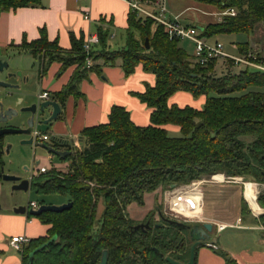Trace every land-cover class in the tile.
<instances>
[{"label":"trees","instance_id":"obj_1","mask_svg":"<svg viewBox=\"0 0 264 264\" xmlns=\"http://www.w3.org/2000/svg\"><path fill=\"white\" fill-rule=\"evenodd\" d=\"M132 1L141 7L152 2ZM197 1L212 4L220 12L229 7L235 9L233 15L221 14L219 20L200 26L199 34L205 39L223 33H251L258 24L264 28V0ZM38 5L39 0H0V12ZM127 22L125 42L116 49L108 47V31L101 28L97 31L98 42L88 53L83 40L73 33L71 48L64 50L55 40L49 41L43 29L38 38L23 40L18 46L39 59L41 73L52 61L60 62L59 71L76 65L67 83L52 92L51 97L61 107L69 95L81 93L79 82L89 72L101 73L103 65H114L117 59L126 75L141 64L155 76L153 85L135 93L151 108L148 124H135L124 106L114 104L106 122L82 128L81 147L63 159L70 161L66 171L52 169L50 174V167L32 176L30 184L36 191L67 194L72 204L62 211L27 213L49 227L45 236L22 244L18 250L21 264H28L29 251L54 234L55 240L35 252L32 264H98L103 249L108 251L106 264H171L167 256L185 262L192 242L187 248L189 235L183 226L152 221V211L161 209L157 206L142 221H149V227L132 229L136 222L128 217L126 206L132 201L143 204L144 193L160 185L167 188L217 173L229 178L241 176L242 180L251 177L264 183V70L246 65L237 73L228 70L217 76V57L199 63L179 45L180 38H169L162 24L155 23L152 17L130 6ZM247 46L248 42L239 44L240 55L250 52ZM87 58L91 59L90 64H86ZM254 60L262 63L264 54L255 55ZM249 86L254 88L246 89ZM177 90L194 97L204 95V103L200 108L169 104L168 98ZM211 90L218 94L208 95ZM241 90L245 91L232 94ZM165 124L178 126L181 135H169ZM52 139L54 147L66 145ZM2 165L0 155V170ZM243 198L241 215L249 210ZM100 199L103 208L95 230ZM256 201L264 207V190ZM257 219L264 226V211ZM217 252L228 263L233 262L225 251Z\"/></svg>","mask_w":264,"mask_h":264},{"label":"crops","instance_id":"obj_2","mask_svg":"<svg viewBox=\"0 0 264 264\" xmlns=\"http://www.w3.org/2000/svg\"><path fill=\"white\" fill-rule=\"evenodd\" d=\"M163 1L170 17L177 16L182 23L193 25L192 20L184 22L179 18L183 9L178 10L174 6L177 1L184 0ZM187 1L188 6L185 8H195L198 4H206L197 0H185V2ZM143 7L154 9L151 4H145ZM129 10L130 3L128 0H39L38 6H21L1 11L0 51L4 53L7 51L28 53L30 57L36 60L37 65L39 59L35 58L28 50L19 49L18 46L23 40L28 42L38 38L41 29L45 31L49 41L55 40L56 44L64 50L71 48V33L84 42L88 35L97 33L99 28L102 30L106 29L108 31V47L116 49L125 42ZM204 12L215 13L214 11ZM85 13L88 16L86 18L84 17ZM193 18L194 16H192ZM199 20L201 25L196 26L197 28L208 22L217 21H212L205 17ZM257 28L259 29L258 32H260L259 36H256ZM243 42H248L247 49L250 52L256 51L263 55L264 28L262 29L261 26L257 25L253 32L247 33L243 41L236 40V42H232L235 46L231 45L232 51L226 50V52L234 56H240L235 53L239 52L240 54L238 46ZM221 59L223 60L224 58ZM119 63L120 60L117 59L114 65H103L101 73L89 72L88 76L79 82L78 87L81 93L79 95H69L66 98L57 120L51 124L44 125L46 128L43 133L55 137L73 138V140L80 142L79 135L82 128L106 122L108 113L114 104L124 106L130 112V117L135 124H148L150 122L151 108L145 102H142L135 93L144 91L147 85H153L155 76L152 72L145 71L141 64L136 65L134 71L126 75ZM60 65L59 61H52L48 64L46 71L42 73L34 65L31 67L30 72L25 70V74L31 73L33 81L38 78L41 90H47L51 98L52 92L61 89L67 83L76 66L72 64L59 71ZM261 65L264 67V61ZM37 67L39 68V66ZM204 100V95L194 97L187 91L177 90L168 98V103H176L179 106L187 104L200 108ZM164 127L167 130L179 131V127L173 124H165ZM72 147V150H75V146L72 145ZM249 182L252 183V181H246L245 186ZM151 192H145L143 199L146 194ZM243 197L249 210L244 215L237 217L240 218L242 227L234 226V228L252 231L258 245L252 248L244 246L240 249H235L236 247L223 249L228 257L233 260L232 263H228L217 252L221 248L219 244L212 242L215 244L212 247L208 244L210 241L206 240L197 248L195 264H264V226L257 219V216L264 211V207L259 206L256 201L259 207V210H256L255 206L247 199L245 191ZM256 198L257 195L255 196ZM153 206H147L146 210L139 214L137 218L140 222L144 219L146 211H150ZM48 227V224L41 222L35 216H28L27 213H16L13 211V207H1L0 264H21L19 251L8 243L11 236L24 235L29 239L45 236Z\"/></svg>","mask_w":264,"mask_h":264},{"label":"rangeland","instance_id":"obj_3","mask_svg":"<svg viewBox=\"0 0 264 264\" xmlns=\"http://www.w3.org/2000/svg\"><path fill=\"white\" fill-rule=\"evenodd\" d=\"M174 2V0H172ZM207 4V3H206ZM198 4L194 7L185 8L188 6V1H177L175 3V7L178 10L183 9L180 12V19L184 22H188L192 20L194 26H199V19L202 17L209 18L210 20H218L221 17L220 10L212 5V4ZM198 6V7H197ZM214 11L215 13H205L204 11ZM218 12V13H217ZM205 13V14H204ZM194 16V20L192 19ZM198 21V22H197ZM259 26H263L258 24ZM256 36H259V29H256ZM247 36L246 32H232V33H223L218 35H213L206 38V41L210 44L214 43L215 40L221 42L223 44L224 50L231 52L232 42L243 41ZM259 39V37H257ZM179 45L185 49V51L194 58V44L191 40L187 38H180ZM122 46V45H121ZM119 46V47H121ZM259 48V46H258ZM234 51V50H233ZM255 55H260L256 51H251ZM4 53V52H3ZM235 54L240 55L239 52ZM264 54V53H262ZM4 58L9 62L7 68L4 69L2 73H0V79L5 77L7 72L12 70L20 69L23 75H28L30 78L32 77L31 73L25 74L26 71L30 72L32 66L36 65V60L30 57L28 53L24 52H12L7 51L4 55ZM14 65H16L14 67ZM246 65L243 63H231L228 58L226 59H217V63L215 65V74L217 76L223 75L228 70L233 73H237L240 69H243ZM26 70V71H25ZM32 79V78H31ZM10 82V81H8ZM11 84H14L10 82ZM22 90L18 88H10L5 86H0V104L5 109L7 106L12 103L15 98L22 96L23 92L26 89H33L35 95L41 91V85L34 84H26L22 85ZM253 86H249L246 89H252ZM245 90L234 91L232 94H240ZM218 94L216 91L211 90L208 92V95H216ZM37 99V98H36ZM16 109L22 107L20 104L14 105ZM21 114V113H20ZM23 119V115H13L8 117L5 121H0V125H4L5 127L16 128L21 125ZM46 127L41 126L40 130L44 131ZM169 135L179 136L181 135L180 131H172L167 130ZM22 136L19 133H6L4 134V144L5 147L9 145V151L7 153L2 154L3 159V172L6 174L20 176L21 178H25L29 180V187L26 190L23 189H12L13 182L9 180H3L0 178V203L1 207H14L16 205H25L27 206L29 202L35 201L37 204H61L65 203L69 200V196L67 194L59 193V192H48V193H40L36 191V189L30 184V180L33 175L34 177L38 176V173H34V169L37 163H43L47 166H51L49 173L51 174L52 169L55 171L61 170L66 171L68 164L70 163L69 159L63 160L57 155L49 153L45 148L41 147L37 143L33 142L32 144L22 143ZM248 139V137H245ZM38 161V162H37ZM63 164V165H62ZM40 174V173H39ZM216 175V176H214ZM214 176V177H213ZM218 178V179H217ZM223 178L222 180H220ZM241 176H236L233 178L226 177L223 173L212 174L209 178H200L194 181L198 182V187L202 192V200L199 201V204L196 201L197 209L200 212L199 216H204L206 221H211L213 223V229L209 232L208 241L215 242L219 244L221 247L219 250H225L227 247H236L235 249H240L242 247L252 248L258 245L256 240L254 239L255 235L250 230L237 229L231 226H227L224 230H216L215 223L217 222H234L237 220V217L241 216L240 206V198L244 196L245 191V182L252 181L257 183L255 186L256 195H258L261 191L264 190V183L256 182L248 177L247 180H242ZM183 184V183H182ZM170 189L169 187L165 188L161 185L158 186L153 192L146 194L143 201L145 203L139 204L135 201L130 202L126 206V213L128 217L131 218L133 222L138 223L139 214H142L143 211L146 210L147 206H153L152 209L146 211L144 215V219L153 208L159 206L161 210H164V191ZM258 191V192H257ZM198 193L197 189L192 190V193L189 196V201L195 200L194 197ZM244 199V198H243ZM199 200V199H198ZM202 203V205H201ZM260 206V205H259ZM103 201L100 199L97 203L96 209V222L94 225V229L99 225L100 221V213L102 212ZM196 209V210H197ZM198 213V212H197ZM152 221H158L157 215L155 211H152ZM167 215L172 216L173 218L183 221V216L177 215L173 216L169 213ZM197 215V214H196ZM143 219V220H144ZM141 220V222L143 221ZM190 222L200 221V220H190L186 219ZM205 221V220H204ZM202 222V221H201ZM135 223V224H136ZM241 223V222H240ZM250 233V234H249ZM249 234V235H248ZM190 239H187L186 247L188 248V244H190ZM190 250V249H189ZM223 250V251H224ZM229 250V249H228ZM227 250V251H228Z\"/></svg>","mask_w":264,"mask_h":264},{"label":"water","instance_id":"obj_4","mask_svg":"<svg viewBox=\"0 0 264 264\" xmlns=\"http://www.w3.org/2000/svg\"><path fill=\"white\" fill-rule=\"evenodd\" d=\"M145 44L146 46H148L147 39L145 40ZM4 55L5 53H3V51H0V73H2L4 69L7 68L9 65L8 61L2 60V58H4ZM6 74L7 76H14V77L16 76L17 78H19V80L24 85L35 83L33 79H31L28 75H23L20 69L16 70L14 73H6ZM36 85H38V83H36ZM0 86L18 88V85L11 84L4 78L0 79ZM23 95L24 96L22 97V100H23L22 102H27V103L29 102V104L23 105L19 109H16L14 105L20 104L21 102L20 100L13 101V104L10 103L5 109L0 104V121H5L8 117H11L13 115H18L17 113L19 112L22 115L28 114V117L25 120L27 127L25 128L3 127V128H0V135H4L6 133H21V134L29 136V138L22 139L21 142L32 144L33 143L32 127H33L34 119H37L38 116H41L44 113H49V116H47L46 118L38 119L37 123L50 124L53 121L57 120L59 114L62 111V107L60 103L55 99H44L40 102L32 101L31 97H33V91L31 88L26 89L23 92ZM53 138L57 141H63L62 139H64L63 137H55V136H53ZM64 141L66 142L69 141L71 145L74 142L73 138H66L64 139ZM37 144L45 148L49 153L57 155L62 159H64L67 155H69L73 151V150H60L46 142H39ZM9 147H10L9 145L6 146L5 148L2 147L0 152L7 153L9 151ZM0 178H2L3 180L12 181L13 182L12 189L26 190L29 187L28 179L21 178L20 176H16V175L6 174L3 172L2 167L0 170ZM71 204H72L71 201H67L61 204H39L37 208L30 207L28 209H26L25 205L20 204V205L14 206L13 211L16 213H28L31 215H38L43 211H62L64 209L69 208ZM0 208H1V203H0ZM162 220H165L166 222L177 224V225H185L183 221H180L177 219H170V218L162 217ZM149 226H150L149 221H145V222H138L136 224H133L131 227L132 229H138V228H147ZM212 229H213V223L211 221L205 220L200 223H195L192 227L189 228V238L192 241V243L190 245L189 257L187 261L185 262L177 261L171 258L170 256L166 257L167 260L171 264H194L196 247H198L201 242H204L208 239L209 232ZM55 239H56V235L54 234L51 237H49L46 241L42 242L41 244H39L38 246L30 250L28 253V264H32L33 256L35 252L44 248L45 246L49 244V242ZM107 258H108V251L107 249H103L101 257H100V261L98 264H106Z\"/></svg>","mask_w":264,"mask_h":264},{"label":"built area","instance_id":"obj_5","mask_svg":"<svg viewBox=\"0 0 264 264\" xmlns=\"http://www.w3.org/2000/svg\"><path fill=\"white\" fill-rule=\"evenodd\" d=\"M130 6L133 8L138 9L141 13H144L150 17H152L155 20V23L162 24L164 31L166 32L167 36L169 38H187L191 40L194 44V57L199 63H205L209 58L211 57H217V58H226L230 57L234 60L235 63H243L244 65H251L259 69H263L264 67L261 65V63L255 62V54L252 52H248L245 55L240 56H234L229 54L224 50L223 44L217 40L214 41V43L210 44L206 41L205 38L200 36L199 29L194 25L184 24L182 23L177 16L170 17L167 13L166 6L164 4L163 0H152L151 4L153 5L154 10L150 11L144 7H141L136 1L129 0ZM220 14H235V9L232 7L226 8L223 11L220 12ZM84 17H88L87 13H85ZM98 42V35L97 33H93L88 35L84 42H83V48L86 53L89 52L92 45ZM91 59H86V64H90ZM49 96V92L47 90H41L38 94V97L40 99L47 98ZM33 136L38 140L47 139L48 135L46 133H39L36 129L32 132ZM73 146L76 148H80L81 144L79 141L74 140ZM51 166H47L45 164L37 163L34 173H40L45 172L46 170L50 169ZM214 177V176H213ZM197 181H191L189 183L185 184H178L169 187L170 189L164 191V213L171 214L173 216L181 215L183 216V219H190V220H200L204 221L206 220L204 216H189L185 215L181 212V209H178V206L180 207V203L182 199L180 197H175V199H172L175 194H177L176 189H183V191H187L192 188L198 187ZM199 189V187H198ZM199 194V200H202V192L201 189ZM177 198V199H176ZM184 200V199H183ZM174 201V202H173ZM39 204H37L35 201L29 202V204L26 206V209L28 208H37ZM227 226L231 227H242L240 224V218H237L235 222H217L215 223L216 230H222L226 228ZM29 238L24 235H13L9 239V244L16 250H20L22 247V244L28 242ZM208 244L212 247L215 246V244L208 242Z\"/></svg>","mask_w":264,"mask_h":264},{"label":"flooded vegetation","instance_id":"obj_6","mask_svg":"<svg viewBox=\"0 0 264 264\" xmlns=\"http://www.w3.org/2000/svg\"><path fill=\"white\" fill-rule=\"evenodd\" d=\"M2 60H6L5 58H2ZM7 61V60H6ZM39 68L37 67V70H38ZM16 70H18V69H16ZM15 69L14 70H12V71H10V72H7V73H14L15 71H16ZM5 80H7V81H10V82H12V83H14V84H16V85H18V89H21L22 90V85H24V84H22V82L19 80V78H17L16 76L14 77V76H7V74H5V77H3ZM34 82L35 83H38L39 84V82H38V78L37 79H35L34 80ZM32 91H33V89H32ZM38 94H39V92H38ZM38 94H36L35 95V92L33 91V97H31V100L32 101H38V102H40V101H42V100H44V99H53L52 97L50 98V96H48L47 98H44V99H40L39 97H38ZM24 95H22V96H19V97H17V98H15L14 99V101H17V100H20L21 102H20V105H27V104H29V102L27 103V102H22L23 100H22V97H23ZM37 98V99H36ZM17 114H19V115H21L19 112L17 113ZM47 116H49V113H44L43 115H41V116H38V118L37 119H34V123H33V127H32V130L34 131L35 129L41 134V133H43V131H41L40 130V127L41 126H44V125H47V124H39V123H37V120L38 119H40V118H46ZM28 117V114H24L23 115V122L21 123V125L19 126V127H16V128H25V127H27V125H26V122H25V120H26V118ZM51 124V123H50ZM3 127H5L4 125H0V128H3ZM32 131V132H33ZM19 134H21V133H19ZM21 135H23L22 136V139H24V138H29V136L28 135H24V134H21ZM48 135V134H47ZM32 137H33V142H35V143H39V142H46V143H54V140L52 139L53 138V136H50V135H48V137H47V139H43V140H38V139H36L34 136H33V134H32ZM4 135H0V150H1V148L3 147V148H5V144H4ZM67 137H64V139H66ZM64 139H62L63 141H64ZM64 142H66V141H64ZM8 146V145H7ZM55 148H57V147H55ZM72 145L69 143V141H67L66 142V145L65 146H59L57 149H60V150H72ZM2 154L3 153H1L0 152V155L2 156ZM59 157V156H58ZM155 212H156V215H157V219H159V220H162V217H165V218H170V219H175V218H173L172 216H169V215H167V214H165L164 213V211L163 210H155ZM153 216V215H152ZM163 221H165V220H163ZM183 222H184V224L185 225H181V226H183L186 230H187V232H188V235H189V228L190 227H192L195 223H200L201 221H195V222H190V221H188V220H186V219H184L183 220ZM192 242V241H191Z\"/></svg>","mask_w":264,"mask_h":264},{"label":"bare ground","instance_id":"obj_7","mask_svg":"<svg viewBox=\"0 0 264 264\" xmlns=\"http://www.w3.org/2000/svg\"><path fill=\"white\" fill-rule=\"evenodd\" d=\"M214 176H216V175H214ZM222 179L223 178H221L220 180H222ZM246 184H247L246 190H245L246 197L250 201V203H252L253 206H255L256 210H259V207L256 204V199H255V196H256V193H255L256 192L255 182H252V183L249 182V183H246ZM196 189H197L198 193L194 197L195 200H193V201L190 200L189 201L188 198H189L190 194L192 193V190H196ZM176 191H177L176 192L177 194H175L172 199H175V197H180V199H182V201L180 203V207L178 206V209H181V212L183 214H185V215L199 216L200 212H198V209H197L198 207H197V204H196V201H197L198 204H199V201H200V200H198L199 199V194H200V190L198 189V187L189 189L187 191H183V189L177 188Z\"/></svg>","mask_w":264,"mask_h":264}]
</instances>
